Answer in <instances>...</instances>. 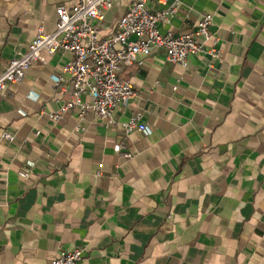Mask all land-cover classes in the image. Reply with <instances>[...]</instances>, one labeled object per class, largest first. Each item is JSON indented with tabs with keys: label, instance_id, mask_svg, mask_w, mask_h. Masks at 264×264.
<instances>
[{
	"label": "crops",
	"instance_id": "crops-1",
	"mask_svg": "<svg viewBox=\"0 0 264 264\" xmlns=\"http://www.w3.org/2000/svg\"><path fill=\"white\" fill-rule=\"evenodd\" d=\"M78 1L0 0V74ZM132 1L91 24L110 36ZM178 2L160 32H193L212 14L206 52L184 68L155 50L119 74L136 95L113 121L141 116L149 133L79 108L53 119L71 100L69 78L64 93L53 80L69 52L45 54L0 95V264H52L77 248L78 264H264V0Z\"/></svg>",
	"mask_w": 264,
	"mask_h": 264
},
{
	"label": "built area",
	"instance_id": "built-area-1",
	"mask_svg": "<svg viewBox=\"0 0 264 264\" xmlns=\"http://www.w3.org/2000/svg\"><path fill=\"white\" fill-rule=\"evenodd\" d=\"M119 1L79 0L70 9L59 6L55 30L47 33L39 28L27 52L13 59L0 74V95L7 96L8 85L23 81L34 62L45 61V54L69 52L72 60L63 67L62 74L53 80L55 89L64 93L60 85L66 77L69 78L72 84L71 100L53 115V119L59 121L68 110L79 108L81 117L92 112L102 122L118 125L126 134L136 129L149 133L148 127L139 123L141 116L121 124H116L112 119L114 110L136 95L133 84L121 79L120 72L135 63L143 65L140 57H148L159 49L164 50L169 63L186 68L189 56L206 52L211 40L213 16L202 15L193 32L162 34L159 25L169 23L176 15L178 0L158 12L151 11V0H133L112 34L104 37L101 35V24L92 25L91 22H103L104 12ZM162 2L166 3L167 0ZM217 41L215 39L209 50L214 58L219 53ZM85 95L91 97V102L83 101ZM4 138L9 141L14 139L8 133L4 134ZM114 150L122 159L132 158L123 142L118 143ZM28 175V172H20L24 178ZM82 259L83 250L77 248L62 252L52 264H78Z\"/></svg>",
	"mask_w": 264,
	"mask_h": 264
}]
</instances>
